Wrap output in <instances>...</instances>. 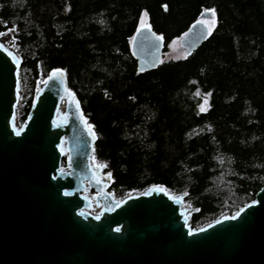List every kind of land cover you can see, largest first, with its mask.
I'll return each instance as SVG.
<instances>
[{
    "label": "trees",
    "instance_id": "trees-1",
    "mask_svg": "<svg viewBox=\"0 0 264 264\" xmlns=\"http://www.w3.org/2000/svg\"><path fill=\"white\" fill-rule=\"evenodd\" d=\"M205 12L215 21L199 48L138 70L132 39L144 13L168 52ZM13 27L33 76L22 123L40 75L64 70L116 198L157 184L186 193L194 228L255 200L264 186V0H0V33Z\"/></svg>",
    "mask_w": 264,
    "mask_h": 264
},
{
    "label": "water",
    "instance_id": "water-1",
    "mask_svg": "<svg viewBox=\"0 0 264 264\" xmlns=\"http://www.w3.org/2000/svg\"><path fill=\"white\" fill-rule=\"evenodd\" d=\"M209 32L193 24L182 36L186 54ZM160 37L150 25L134 35L140 72L162 63ZM0 45V264H264V186L234 214L199 228L187 194L165 185L116 198L94 164L97 135L65 71L49 73L20 125L23 59Z\"/></svg>",
    "mask_w": 264,
    "mask_h": 264
},
{
    "label": "rangeland",
    "instance_id": "rangeland-1",
    "mask_svg": "<svg viewBox=\"0 0 264 264\" xmlns=\"http://www.w3.org/2000/svg\"><path fill=\"white\" fill-rule=\"evenodd\" d=\"M202 21H204L208 26L209 28L212 27V24L214 23L215 21V14H213V12H207V14L202 17L201 19ZM149 25L148 23V18H147V15L144 13L143 17H142V20H141V23H140V27H144V26H147ZM10 29H15V31H9ZM9 30L7 31H4L2 33H6L5 35H0V39L6 43L8 46L12 47L14 50H16V52L22 57V54H27L26 51H20L19 50V47L16 43V40H15V33H16V28L13 27V28H10ZM186 55V48L182 45V37L179 38V39H176L174 42H172L170 44V50L168 52H165L164 54V58L163 60H169V59H176V58H179V57H183ZM32 74H31V71L26 69V68H21L20 69V72H19V78H20V103L16 109V115H17V118H18V123L20 125H22V121H21V115H22V105L24 103V101L26 99H28L32 92H31V81H32ZM46 80V77L45 75L42 73L38 79V88L40 85H42ZM94 164L98 167H102L95 159H94ZM64 167L67 166V164L64 162L62 164ZM130 194V193H129ZM230 214L229 212L225 211L223 214H221L218 218L224 216V215H228ZM218 218L214 219V220H208V221H205L202 225H200L199 227H203L215 220H217ZM197 227V228H199Z\"/></svg>",
    "mask_w": 264,
    "mask_h": 264
},
{
    "label": "snow or ice",
    "instance_id": "snow-or-ice-1",
    "mask_svg": "<svg viewBox=\"0 0 264 264\" xmlns=\"http://www.w3.org/2000/svg\"><path fill=\"white\" fill-rule=\"evenodd\" d=\"M213 14H214V12H213ZM198 23H204V21H198ZM9 31H13L14 32L15 29H10ZM5 34L6 33H0V35H5ZM208 34L210 35L211 33L209 32ZM160 39H163V38L160 37ZM0 47H2V45H0ZM197 95H199V92H197ZM209 95H211V94L209 93ZM206 105H208V99L207 98L204 99V103L200 106V111L201 112L207 111ZM117 231H119V229H117Z\"/></svg>",
    "mask_w": 264,
    "mask_h": 264
}]
</instances>
